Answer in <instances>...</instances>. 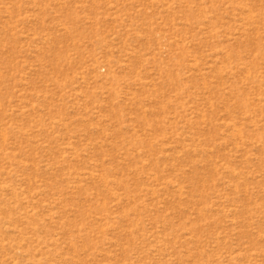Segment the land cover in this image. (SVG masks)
<instances>
[{"label": "rangeland", "instance_id": "rangeland-1", "mask_svg": "<svg viewBox=\"0 0 264 264\" xmlns=\"http://www.w3.org/2000/svg\"><path fill=\"white\" fill-rule=\"evenodd\" d=\"M0 264H264V0H0Z\"/></svg>", "mask_w": 264, "mask_h": 264}]
</instances>
